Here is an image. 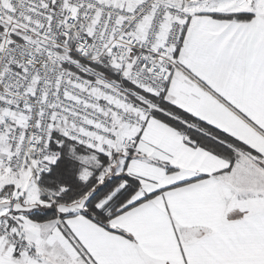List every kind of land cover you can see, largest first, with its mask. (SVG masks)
Masks as SVG:
<instances>
[{
	"label": "snow or ice",
	"instance_id": "obj_1",
	"mask_svg": "<svg viewBox=\"0 0 264 264\" xmlns=\"http://www.w3.org/2000/svg\"><path fill=\"white\" fill-rule=\"evenodd\" d=\"M0 264H264V0H0Z\"/></svg>",
	"mask_w": 264,
	"mask_h": 264
}]
</instances>
